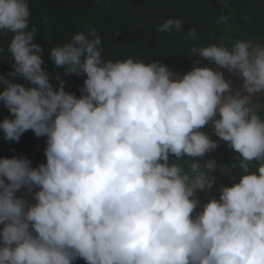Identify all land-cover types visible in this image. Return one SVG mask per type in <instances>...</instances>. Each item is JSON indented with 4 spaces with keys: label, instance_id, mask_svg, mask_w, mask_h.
Instances as JSON below:
<instances>
[{
    "label": "clouds",
    "instance_id": "clouds-1",
    "mask_svg": "<svg viewBox=\"0 0 264 264\" xmlns=\"http://www.w3.org/2000/svg\"><path fill=\"white\" fill-rule=\"evenodd\" d=\"M30 15L28 0H0L14 61L0 75L13 117L0 130L9 142L46 137V163L0 158V264H264V104L251 99L264 92V43L193 45L210 66L173 79L158 60H105L96 30L78 32L50 49L63 75H86L77 97L60 73L58 90L50 82ZM183 28L168 19L157 31ZM212 66L238 74L242 91ZM206 127L239 154L230 167L200 162L219 147ZM217 171L233 184L201 204Z\"/></svg>",
    "mask_w": 264,
    "mask_h": 264
},
{
    "label": "trees",
    "instance_id": "trees-1",
    "mask_svg": "<svg viewBox=\"0 0 264 264\" xmlns=\"http://www.w3.org/2000/svg\"><path fill=\"white\" fill-rule=\"evenodd\" d=\"M28 3L30 28L37 29L35 42L44 48L43 67L49 73L50 82L58 90L60 81L55 76L60 73L65 90L77 97L86 75H63V69H56L52 64L50 49L71 42L78 32L96 30L102 39L101 51L105 60H158L182 75L196 66H210L206 59L191 56L188 50L193 45L223 44L231 48L237 40L264 43V0H28ZM221 16H228V21L220 23ZM168 19H180L183 30L171 34L157 31ZM192 28L196 29L195 40L186 35ZM11 38V33L0 35V75L13 71L14 61L7 50ZM14 79L30 86L29 82ZM261 100L264 104V99ZM6 117L13 118L0 103V122ZM42 138H37L29 130L19 142H9L0 130V158H28ZM45 147L46 143L38 151L36 161L45 156ZM215 151L219 153L214 156L218 166L230 167L236 162V157L219 156L221 148ZM204 159L211 157L207 155ZM213 175L216 176V184L212 191L198 192L201 204L213 196L219 199L221 185L233 184L228 175H221L219 171ZM238 182L237 179L235 183ZM2 227L0 225V230ZM77 261L78 264H86L83 259Z\"/></svg>",
    "mask_w": 264,
    "mask_h": 264
},
{
    "label": "water",
    "instance_id": "water-1",
    "mask_svg": "<svg viewBox=\"0 0 264 264\" xmlns=\"http://www.w3.org/2000/svg\"><path fill=\"white\" fill-rule=\"evenodd\" d=\"M212 67H213L214 71H223L226 81L230 82L231 90H232L233 94H235V92L238 91V90L242 91L244 81L238 74L234 75L232 73H229L226 69L219 68V66H212ZM182 76H183L182 74L174 72L173 79H179ZM243 94L244 95H248L246 92H243ZM262 98H264V92H260V93L254 94L251 97L252 101H256V100H259V99H262ZM46 139H47L46 137L42 138L40 140V142L37 145L34 146V149L31 151V153H30V155L28 157V159L31 161V164H32L33 167H38L41 163H46V156H44L39 161L35 160L38 151L40 150L42 145H44L46 143ZM17 195L18 196L24 195V196H26V198L29 201L34 202L32 196L26 195V193L23 190L21 192L17 193ZM1 230H2V228H1Z\"/></svg>",
    "mask_w": 264,
    "mask_h": 264
},
{
    "label": "rangeland",
    "instance_id": "rangeland-1",
    "mask_svg": "<svg viewBox=\"0 0 264 264\" xmlns=\"http://www.w3.org/2000/svg\"><path fill=\"white\" fill-rule=\"evenodd\" d=\"M261 102H262V100L259 99V100H256L254 103H256V104H263V103H261ZM261 114H264V111H262ZM203 130H204L205 132H207V133L211 136V138H212L213 140H215V141L218 142V144H219V147H218V148H221V149H222V152H221V154H220L219 156H221V157H223V158H225V157H226V158H231V157H236V158H237V157H239V154H238V153H236L235 151L231 150V149L227 146V144H226L225 142L220 141L219 138H217L214 134H212V133L210 132V130H209L208 127H206V128L203 129ZM216 154H219V153L216 152V151H214V152H212V153H210V154H207V155L210 156L211 159H212V158H214V156H215ZM207 155H206L204 158H206ZM204 158H203L202 160H200L201 163H203L204 161H206ZM76 263L78 264V261H77Z\"/></svg>",
    "mask_w": 264,
    "mask_h": 264
},
{
    "label": "flooded vegetation",
    "instance_id": "flooded-vegetation-1",
    "mask_svg": "<svg viewBox=\"0 0 264 264\" xmlns=\"http://www.w3.org/2000/svg\"><path fill=\"white\" fill-rule=\"evenodd\" d=\"M264 111V109H262Z\"/></svg>",
    "mask_w": 264,
    "mask_h": 264
}]
</instances>
